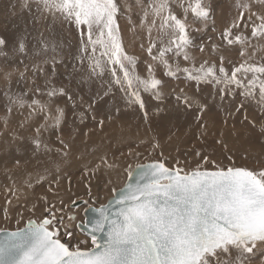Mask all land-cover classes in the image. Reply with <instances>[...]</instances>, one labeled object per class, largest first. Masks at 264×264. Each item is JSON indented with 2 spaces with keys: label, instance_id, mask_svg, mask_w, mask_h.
<instances>
[{
  "label": "snow or ice",
  "instance_id": "snow-or-ice-1",
  "mask_svg": "<svg viewBox=\"0 0 264 264\" xmlns=\"http://www.w3.org/2000/svg\"><path fill=\"white\" fill-rule=\"evenodd\" d=\"M172 3L173 0H149L141 25L151 14L147 49L151 55L153 48H157V41L151 39V33L159 21L162 46L153 59H159L165 65V75L175 77L181 69L173 70L165 59L166 54L175 50L177 55L183 53V59L189 60L185 51L192 45L186 23L188 14L191 13L196 20L207 21L211 9L205 0H183L181 18L173 11ZM253 3L264 5V0H237L239 15L223 33L229 45L234 42L250 45L251 39H264V13L253 11ZM23 7H29L28 0ZM36 7L41 13H49L54 20L59 17L76 26L82 52H91L85 57L89 61L86 78L109 72L114 84L121 86L130 102L138 103L141 108L144 107L141 91L150 92L157 99L161 97L163 82L155 77L151 65L148 66V78L130 71L135 67L136 58L124 50L117 23L120 12L117 0H36ZM249 26L250 37L243 35V30H248ZM233 29L242 30L241 34L233 37ZM3 44L5 40L0 38V45ZM49 47L48 43H42L41 52H46ZM56 47L51 45L53 52ZM19 49L21 52L25 50L23 41ZM246 52L247 49L242 48L240 55L243 57ZM219 59V67L204 61L198 68L193 63L191 69L183 71L190 79L212 78L226 87H246L248 95L258 85L264 95V79H260L264 77V63L255 60V52L233 66L230 72L223 66L224 57ZM250 60L253 62L249 63ZM248 74L251 79H247ZM57 94L72 99L63 87L51 86L47 93L49 97ZM96 99L88 104V110L93 108ZM176 100L186 107L192 106L183 90ZM14 102L21 107L25 103L23 96ZM32 105L39 106L40 110L45 108L38 100H33ZM206 107L203 105L201 112ZM56 112L55 116L49 113L53 127L59 126L64 115L62 108H57ZM144 116L147 119L146 111ZM36 132L39 134L40 128ZM33 143L37 149L41 147L39 138ZM44 147L47 150V146ZM102 162L112 167L106 158ZM205 164L213 167L206 168ZM41 199L48 205L41 218H29L24 227L14 230L0 228V264H250L258 244L264 245V168L251 169L234 163L220 166L207 156L191 170H185L179 161L176 166L168 167L163 159L139 164L130 169L128 182L111 189L107 205L84 209L96 215L79 223H76L75 214L67 215L75 228L84 231L88 227L91 247L87 246V240L73 244V231L65 224L64 209L67 206L62 200L57 209L47 197ZM72 205L76 206L75 200ZM4 211V219L8 220L7 209Z\"/></svg>",
  "mask_w": 264,
  "mask_h": 264
},
{
  "label": "bare ground",
  "instance_id": "bare-ground-1",
  "mask_svg": "<svg viewBox=\"0 0 264 264\" xmlns=\"http://www.w3.org/2000/svg\"><path fill=\"white\" fill-rule=\"evenodd\" d=\"M5 1L6 0H4V2ZM16 1L18 2V0H16ZM2 2H3V0H2ZM2 2L0 1L1 4H4V2L3 3ZM146 2H147V0H146ZM21 3L22 2L16 3L14 6H12L11 9L1 8L0 9V16L7 15V14H11V16H14L15 14H20V13L24 14V13H26L27 9L28 10L31 9L30 7L27 9H25L24 7L22 8V6L20 7ZM5 4H6V2H5ZM255 8L257 9V7H255ZM122 11H121V13H122ZM123 12H126V11L124 10ZM126 13H124V14H126ZM29 14H30V11H29ZM143 14H144L143 12L140 14L138 12L137 14H133L132 16H129V18L136 17L135 19L129 20L133 23L131 26H129V29H128L129 32L126 33V35L129 37V39L130 38H132V39H135V38L144 39L145 38V36H146L145 33L140 34L141 28L140 29L139 28H133V26L135 24H137L136 23L137 19L143 18ZM24 16L25 15H23V21H25ZM15 17H18V15H16ZM120 17H122L121 14H120ZM48 18L49 17L47 16L46 19H48ZM9 19H10V16H9ZM16 19L17 18H14V21H17ZM50 20H51V18H50ZM50 20H49V22H50ZM8 21H10V20H8ZM0 22H1V18H0ZM17 22H14V23H16V25H15V27H13L14 29L12 32L17 33L18 35H19V33L22 34V39H31L32 38V39L36 40L35 37H37V39H38L40 36L45 37V35L47 37L50 34L49 32L51 31V30L49 32L43 31V30H45V28L40 29V27H37V26L30 28L28 26L29 24L27 23L28 24L27 26L30 28L29 29L25 24L20 25L21 23L19 22V24H18ZM31 22H30V24H31V26H33ZM59 22H58V24H60ZM257 23H258V21H257ZM0 24L2 25V23H0ZM53 24H54V22H53ZM222 24H224V23H222ZM1 25H0V36H2L4 39H6V37L4 36L3 29H2L3 27H1ZM50 25L48 26V28L50 27ZM7 26H8V24H7ZM58 26H60V25H58ZM69 28H70V26H69ZM236 31H237V29H236ZM153 32L156 33L157 30H153ZM51 34H52V32H51ZM59 34H61V33H59ZM55 35L57 36L56 32H55ZM156 35L158 36L159 34L157 33ZM19 36H21V35H19ZM121 36L122 35H120V37ZM207 36H209V35H207ZM44 37H42V39ZM51 38H52V36H51ZM44 39H46V38H44ZM46 40H48V39H46ZM41 42H42V40H41ZM55 42H56V40H55ZM158 42H160V41H158ZM49 43L52 44V41L51 42L49 41ZM165 43H166V41H165ZM252 43L254 44V47L256 50L259 49L256 51L252 47L253 48L252 52L253 51L255 52V60L257 62H262L261 59H259L260 57H262L259 54L263 48L262 42L259 39L257 41L252 40ZM223 45H226V44H223ZM250 46H251V44H250ZM3 47H4V44L0 45V49H2ZM246 47H249V46H246ZM28 48H29L30 52L28 51V53L22 58V60L19 62V64H15L14 62H6V63L0 62V68H6V70L9 69V71H10V69L18 70L19 66L30 65L33 60H36V62H37L40 59V57L42 56L41 52L40 53L38 52L39 49L36 50V49L32 48L30 44H28ZM240 48H239V50H240ZM78 49H79V47H78ZM199 49H201V48H199ZM203 49H204V47H203ZM189 50H190V48H189ZM196 50H198V49L196 48ZM211 50L213 52L212 48H211ZM58 51L59 50L57 49V52ZM127 53L129 56H133L136 58L134 69H141L142 68L141 65L145 59L142 58L140 56V54L136 51L129 50V51H127ZM49 54H51V53H49ZM53 54H54V52H53ZM67 54H69V53H67ZM246 54H248V52ZM249 54L252 55L253 53L249 52ZM223 55H225V54H223ZM227 55H229V54H227ZM47 56H49V55H47ZM63 56H64V54H63ZM202 56H203V54H202ZM215 56H216V54H215ZM209 59H211V58H209ZM262 59L264 60V58H262ZM226 61H227V59H226ZM230 61H232V60H230ZM230 61H228V62H230ZM234 61H235V59H234ZM47 62H48V59H47ZM65 62H66V60H65ZM41 63H43V62L41 61ZM147 63H149V62H147ZM202 63L203 62L201 61V64ZM239 63H240V61H239ZM226 64L227 63H225V65ZM231 65H233V63H231ZM226 66L228 68L230 67L229 64ZM227 67H226V69H228ZM67 68H69V70L67 72H65L64 70L61 71L62 74L65 73V78H66V75L77 74L80 77V79L83 81V83H81V84H69V85L65 84L63 86V88L65 89V92L67 91L69 93V95H71L72 93L75 94L74 98L71 100H65L64 99L65 96L60 95V94H57L56 96H53V97H49L47 95L48 91L50 90V87L53 84H54L55 88H61L60 86H57L55 83L52 82V78H50L48 74H45V83L44 84H42L43 82L38 80V82L39 83L41 82V84H39L35 87H32L31 85H29L33 88V90L32 91L29 90L30 92L23 93L24 94L23 99H24L25 103L22 107L18 103L14 102L16 100V98L19 97V95L15 96V97L11 96V97L4 98L2 96V94L0 93V194H1L0 199L2 198V196L11 197L9 190H12L15 193L16 197H23V196L32 197L33 191L27 185L33 184L34 186H36V184H38L39 182H43V181H48L49 183H54L55 181H61L63 184H64V182L66 184V183H68V180L70 181L72 178L74 179V181H83V180H88L91 178V181L89 183H91V185L92 184L95 185V183H97V182L100 183L101 188L97 184L96 190H98L100 188V191L102 193L106 194V193L111 192V189L114 187H117L120 183H122V185H124L125 184L124 182L126 181V179L129 176V169L127 167V164L129 163V168H130L131 167V159L134 158L136 156V154H134L132 151H130L129 155H127V156L124 154L122 156L116 157L117 154H120L121 152H123V153L125 152L124 149L126 146L127 147H131V146L132 147H134V146H145V147H147L148 145H151V146L154 145V147L156 148L155 149L156 151L154 150L155 153L163 154V155L167 156L170 159V161H173V162L180 161V157L177 156V153L179 155L183 156L187 152L190 151V149H189L187 152H184L182 147H181V145H186L187 142H189L190 139L192 138L191 134L188 133L189 128L183 129L178 135L170 136L169 138L163 137L161 134V131H162V128L160 127L161 125L159 126V122L161 123V120L163 122V118L161 117L160 114L158 115V110H150V109H147L144 107L143 108H141V107L136 108L133 105H130L131 107H129L127 105L118 103V101H120V100L118 99L117 92L122 91L120 85H116L120 89L114 90L108 84L107 85L105 83L98 84L97 79L98 80L103 79L104 81L105 80L107 81L109 79L108 77L110 76V74L107 71L100 77L92 76L91 78H86V77H88V69L87 68L72 67V68H75L74 73H72L71 67H67ZM173 70H174V68H173ZM130 71H133V69H130ZM14 74L15 73H13L11 71L6 72L5 70L1 69V71H0V84L13 82L14 80L12 79V77L14 76ZM154 75L156 77V74H154ZM19 76H21V75H19ZM32 76H35V75L33 74ZM84 76L86 78V81L84 78H82ZM43 77H44V75H43ZM141 77L142 78H148L149 75H147V76L141 75ZM25 78H27V77H25ZM251 78H252L251 74H248L247 79H251ZM158 79H160L163 82V84L160 88V92H162L161 89H165V90H167V93H169L172 90V89H169V87L171 86L170 81L173 79V77L165 75V72H161L160 78H158ZM260 79H262V77H260ZM189 80H191V81L187 84L191 85L192 82L194 81V79H189ZM213 81H215V80H213ZM211 82H212V80H211ZM31 84H33V83H31ZM218 84H220V83L218 82ZM181 87L184 88V86H181ZM230 87H232V86H230ZM189 88H191V87H189ZM232 88L234 89V87H232ZM37 89H39V91H37ZM175 89L173 88V90H175ZM204 89H207V88H204ZM223 89H225V88L223 87ZM256 89L258 90V88H256ZM20 90H21V88H20ZM177 90H178V88L176 89V91ZM183 91H186V89H184ZM194 91H192V92H194ZM105 92H108V95H104ZM239 92H241V91L239 90ZM147 93H149V92H147ZM162 94H163V92H162ZM215 94H213V95H215ZM238 94H236V95H238ZM242 95H243V93H242ZM62 96H64V98H62ZM90 96H92L93 98ZM98 96L100 98L96 99ZM172 96L174 97V95H172ZM200 96H201V92H199V91H195L193 94H191V98H194V99H196V98L198 99V98H200ZM251 96L253 98V95H251ZM81 98H82V100H81ZM219 98H221V97H219ZM261 98H262V96H261ZM92 99H96L97 100L96 103L97 102L98 103L95 104L91 110H88V104ZM33 100L40 101V103L45 106L44 110H40L39 106H37V105H32ZM253 102H254V100H253ZM258 102L259 101L254 102V103L250 102L249 105L247 106V110H246L248 112V114L244 117H237V120H239V119L244 120V122L241 123L242 125L239 128L236 127L238 130H236L235 128H231L232 127L231 125H230L231 126L230 128L228 127L229 125H227V124L218 125L217 121L214 118L208 119V123H206L207 130H208L207 132L212 131L213 128H219V131L221 132V135H219L220 136V138H219L220 143L225 145V147L222 148L221 147L222 145L220 146V144H217L218 145V151L215 148V150L217 152L202 150V151H204V154L206 156H209V157H215L218 155L222 156L221 154L226 152V151L230 154H231V152H233L236 156L239 157L237 159V163H238L237 166H244V167H248L251 169H261V165L264 167V149L259 150L253 146L248 145V143L249 144L252 143L254 141V139L257 137H254V133H253L254 131L250 129V126L246 123V120L247 121H251L252 119L258 120L259 121V125H258L259 129L264 132V112L258 111L257 114H252L251 110L249 109L250 106L258 107ZM260 102L263 103V100H261ZM133 104L136 105L135 102H133ZM156 104H160L163 106L162 109L165 110V112H163V113H170L171 110H176L172 107V105H170L171 103L168 104V103H164V102H159ZM177 104H179V103H177ZM242 104H243V102H242ZM137 105L139 106V104H137ZM82 106L84 107V109H82ZM9 108L11 109V111H9ZM34 108L36 109L35 111L33 110ZM57 108H62L64 111V115H63V118H62L59 126L53 127L52 126V119L49 116V113H51V116H55L57 114V112H56ZM182 108H185V107H182ZM224 108H226V106ZM79 109H82L83 111H79ZM262 109H264V103H263ZM180 110H185V109H180ZM132 111L133 112H135V111L139 112L138 113L139 116L133 115V116H130L129 118H126L125 114L132 112ZM145 111L148 113L147 119L144 116ZM82 113H83V115H82ZM237 113H238V111H237ZM214 114H216V113H214ZM241 114H242V112H241ZM174 116H176V115H174ZM46 117H48V119H46ZM101 121H103L102 124H101ZM228 124H230V123H228ZM42 125H43V127H41ZM37 128H40L39 134L36 132ZM192 128H194V127H192ZM197 129H198V135L200 136L201 140L203 142H204V140H207V138L205 137V133L201 132L202 128L198 127ZM171 130H175V128H172ZM171 130L169 129L170 133H171ZM212 132H214V131H212ZM258 134L259 133H257L256 136ZM36 138H39L41 140V147L39 149H37L36 145L33 143V141ZM61 140L63 141V143L60 142ZM258 143L260 146H264V145L260 144V142H258ZM207 144H208V141H207ZM45 145L47 146V150L44 147ZM156 145H158V146H156ZM260 146H258V147L260 148ZM190 147H191V145H190ZM154 151H152V153ZM64 153H67V155H65ZM187 155L188 154H186L185 156H187ZM146 156H147L146 159H148V157H150L148 155H146ZM195 157H198V156H195ZM104 158H106L107 164L112 165V167H107L106 164L102 162L104 160ZM137 159H139V157ZM141 159L139 161H141ZM11 162L17 163L16 166H14V168L9 166ZM145 163H148V162H145ZM142 164H144V163H142ZM188 167L189 166H187V168ZM102 180H104V182H102ZM76 185L77 184H75V186ZM63 186H65V185H63ZM85 187H86V185H85ZM85 187H83V188H85ZM80 193H82V191ZM106 196H103L104 200L106 199ZM110 197H108L107 200ZM14 198L15 197H13V198L11 197L12 200ZM94 201H97V202L100 201L101 202L102 199L98 198V200H96V198H94ZM85 208L86 207L83 205V206H79L77 208H75V206L74 207L67 206V208H65V209H68L71 214L73 213V214L77 215V217H78L77 219L84 218L82 220H85V214H84ZM87 208H90V207H87ZM254 251L256 254H255L254 258L251 259L250 264H264V245L258 244V249L254 250Z\"/></svg>",
  "mask_w": 264,
  "mask_h": 264
},
{
  "label": "rangeland",
  "instance_id": "rangeland-1",
  "mask_svg": "<svg viewBox=\"0 0 264 264\" xmlns=\"http://www.w3.org/2000/svg\"><path fill=\"white\" fill-rule=\"evenodd\" d=\"M0 1L2 2V0H0ZM3 2H4V0H3ZM5 2H6V4H5ZM5 2H4V4L0 3V9L1 8L11 9L12 6H14L16 3H20V2H22L21 3L22 5L20 4V7L22 6V8H23L25 0H18V2L16 0H6ZM117 2L120 5V12L119 13L122 16V17H120V14L118 13L117 23H118L119 29H120L119 34L122 35L121 39L123 40L122 42L124 45V50L126 52L129 50L136 51L140 54V56L142 58L145 59L141 65L142 68L141 69H133V71L135 72V74L139 75L140 77H141V75L147 76V75H149L148 66L151 65L153 73L156 74V78H160V73L166 72L165 65H163V63H161L159 59H153L154 56H156V55L158 56V47L162 46V45H160V42H158V41H160L159 38L162 36V33L159 30V23H158L159 21H157V26L152 29V33H151V39L156 40L157 46H158L156 49L153 48L154 50H152L151 55L147 51L149 44H150V40L148 39L149 38L148 27H149L151 20H152L151 14H149L148 19L143 26L141 25L142 18L137 19V22H136L137 24H135L133 26V28H139V29L141 28L140 34H142V33L146 34L144 39H140V38H135V39L130 38L129 39V37L126 35V33L129 32L128 31L129 26H131L133 24L129 20L136 18V17L129 18V16H132L133 14H137L138 12H139V14L142 12L144 13V11L146 10V7L149 3V0H147V2H146V0H142V3H138V0H117ZM182 2H183V0H173V3H172L173 11H175L176 15L178 17H181V18L183 15V9L180 7ZM205 2L208 4V6L211 9L210 18L208 19L209 21L207 20V21H201L200 22L199 20L194 19L191 13L188 14L189 18L187 17L186 23H188V25H189V34H190V37L192 36L191 37L192 45L189 47L190 50H189V48H187L185 51L187 52L190 59L184 60L183 59V53H181V55H177L175 53V50L167 53L165 56V59L167 60L168 64H170L172 66V68H174V70L177 67H179V69H181V71L177 72L176 76L173 77V79L170 81L171 86L169 87V89H172L170 91L171 93L169 92L170 93L169 94V93H167V90L161 89L163 94L161 95V97L159 99H157L150 92L149 93L144 92V91L140 92L141 98L143 99V102H144V108H147L150 110H158V115L160 114L161 117L163 118V122H162V120H161V123L159 122V126L161 125L160 127L162 128L161 134L163 137L169 138L170 136L178 135L183 129L189 128L188 133L191 134L192 138L190 139L189 142H187L186 145H181V147H182L184 152H187L189 149H190V151L186 153V154H188L187 156H185L186 154L182 156V155H179L177 153V156L180 157V161H179L180 166L183 167L185 170H191L192 168H195L199 162H200L199 164H201L203 161V158L206 156L204 154V151L217 152L218 151V145L217 144H220V146L222 145L221 146L222 148L225 147V145L220 143V139H219L220 136L219 135H221V132L219 131V128H213L212 131H214V132H212V131L207 132L208 130H207L206 123H208V119L214 118L217 121L218 125L227 124V125H229L228 126L229 128L232 126L231 128H235L236 130H238L237 128H239L242 125L241 123L244 122V120H242V119L237 120V117H244L248 114V112L246 110H247V106L249 105L250 102L254 103V102L259 101L258 107H255V106L249 107L252 114H257L258 111L264 112V109H262L263 103H264V95H262L260 93V91L256 89V88H258V85L256 88L252 89V94H251V95H253V98H252L251 95L247 94L249 91L248 88L243 87V86H232V87H234L235 90L230 86H227V88H226V86L224 84H221V83L218 84V82L216 80H215L216 82L213 81L214 79H212V78L207 79V81L206 80L205 81L204 80H199V81L194 80L195 82L193 81L194 83L192 82L191 85L187 84L191 80H189L190 78L183 71V69H185V68L191 69L194 62H195L194 63L195 66L197 68L199 67V65H201V61L204 62L205 60L208 61L210 64L215 63L217 65V67H219V65H220V59L219 58L222 55L224 57L223 66L226 68L227 67L226 65L229 64L230 67L229 68L227 67V68L230 72L233 66H236L239 64V61L241 63L243 60L247 59V57L251 55V54H249V52L250 53L254 52V51L252 52L253 48L255 49L254 44L252 43V40L253 41L259 40V38L251 39L250 40L251 46L249 44H237L235 42L233 44L229 45L226 42V40L223 39V33H224L225 29L228 28L233 23V21L236 19V17L239 15V9L236 6L237 0H205ZM28 5L31 9L28 10L27 8L24 7L25 9H27L26 13H24V14L20 13V14H15L14 16H11V14H7V15L0 16V18H1L0 23H2V25L1 24L0 25H1V27H3L2 29L4 32V36L6 37V39H4L2 36H0V38H3L5 40L4 47L2 49H0V62L1 63L14 62L15 64H19V62L22 60V58L29 51L28 44H30L31 47L36 49V50L39 49L38 50L39 53L41 52V44L42 43H48L50 45V48H51V45L55 44V45H57V48H56L54 54L52 52V49H50V48H48L46 52H41L42 56L40 57V59L37 62H36V60H33L30 65L19 66L18 70L10 69V71L15 73L16 75L14 74V76L12 77V79L14 80L13 82L0 84V87H1L0 93L2 94V96L4 98L11 97V96L15 97L18 95L24 96L23 93L32 91L33 90L32 87H35V86L41 84V82H43L42 84L45 83V74H48L49 77L52 78V82L55 83L57 86H60V87H63L65 84H67V85H69V84H81V83H83V81L80 79V77L77 74L66 75V78H65V73L62 74L61 71L64 70L65 72H67L69 70V68H67V67H71L72 73H74V71H75V68H72V67H77V68L79 67V68H87L88 69L89 61L85 57H87L88 55H91V52L90 51L87 53L82 52V49L80 46L81 45L80 32L77 30L76 26L74 24H69L68 22L64 21L63 19H61L59 17H57L54 20L53 17L47 12L41 13L40 11L37 10L36 0H28ZM255 7H257V9L258 8L259 9L257 10ZM122 10L123 11L125 10L127 13L123 12ZM252 10L256 11V12L264 13V5H261L258 3H253ZM29 11H30V14H29ZM121 11H122V13H121ZM124 13H126V14H124ZM16 15H18V17H15ZM23 15H25L24 16L25 21H23ZM9 16H10V19H9ZM47 16L49 17L48 19H46ZM14 18H17L16 20L18 22L14 21ZM50 18H51V20H50ZM253 19L255 21V17ZM8 20H10V21H8ZM49 20H50V22H49ZM52 21L54 22V24ZM14 22H17L18 24L20 22L21 23L20 25L25 24L26 26L29 24L28 26L30 28L36 27V26L40 27V29L45 28V30H43V31L49 32L51 30L49 33L51 34V32H52V34L51 35L49 34L47 37H46V35H45V37L40 36L38 39H37V37L34 36L36 38V40H34L32 38L31 39H22V34L19 33V35H21V36H19L17 33L12 32L14 29L13 27H15V25H16V23H14ZM30 22L32 23L33 26H31ZM58 22L60 24H58ZM255 22H257V21H255ZM49 23L50 24L52 23L51 24L52 26ZM222 23H224V24H222ZM7 24H8V26H7ZM49 25H50V27L48 28ZM58 25H60V26H58ZM69 26H70V28H69ZM153 30H157V32L154 33ZM233 30H234L233 31V37L235 35H237V33L241 34V31H242V30L236 31V29H233ZM249 30H250V26H249L248 30H243V35L250 37V33H249L250 31ZM84 31L86 32V29H84ZM55 32H56L57 36L55 35ZM59 33H61V34H59ZM157 33L159 34L158 36L156 35ZM207 35H209V36H207ZM51 36L54 40L51 38ZM42 37H44L48 40H46L44 38L42 39ZM93 38H95V35ZM41 40H42V42H41ZM55 40H56V42H55ZM164 40L167 42V37H165ZM21 41H23L25 44V50L23 52H21L19 49V44ZM49 41L50 42L52 41V44L49 43ZM260 41L262 42L263 48L259 53L262 57L259 56L260 57L259 59H261L262 63H264V60L262 59V58H264L263 57L264 56V39H260ZM223 44H226V45H223ZM213 45H216L217 49L216 48L213 49ZM165 46H166V43H165ZM201 46L204 47L203 51L201 49H199V48H201ZM246 46H249V47H246ZM78 47H79V49H78ZM238 47L239 48L241 47L240 50ZM196 48L198 50H196ZM211 48L213 49V52H212ZM242 48H246L249 55L245 54V56H243V57L241 55H239ZM57 49L59 50L58 52H57ZM97 50L98 51L96 54L98 56L99 55V47L97 48ZM49 53H51V54H49ZM67 53H69V54H67ZM63 54H64V56H63ZM202 54H203V56H202ZM215 54H216V56H215ZM223 54H225V55H223ZM227 54H229V55H227ZM47 55H49V56H47ZM209 58H211V59H209ZM47 59H48V62H47ZM64 59L66 60V62ZM82 59H83V63H81ZM226 59H227V61H226ZM234 59L236 62L234 61ZM230 60H232V61H230ZM41 61L43 63H41ZM146 61L149 63H147ZM228 61L233 63V65H231V63ZM251 62H253V61L250 60L249 63H251ZM225 63H227V64L225 65ZM53 64L55 65L54 68H53ZM1 69L5 70L6 72H10L9 69L6 70V68H0V71H1ZM33 74L35 76H32ZM19 75H21V76H19ZM43 75H44V77H43ZM218 75H220V74L218 73ZM25 77H27V78H25ZM108 78L109 79L107 81L106 80L104 81L103 79H101V80L97 79V82H98V84H101V83H105L106 85L108 84L114 90L120 89L112 81L111 75ZM84 79L86 81V78H84ZM262 79H264V77H262ZM38 80L41 82L39 83ZM211 80H212V82H211ZM31 83H33V84H31ZM29 85H31L32 87ZM52 86H54V84ZM181 86H184V88ZM188 86L191 87L192 89L189 88ZM223 87L225 89H223ZM20 88H21V90H20ZM173 88L174 89L178 88V90L177 91H176V89L173 90ZM204 88H207V89H204ZM184 89H186V91H183V94L186 95L189 98V100H191L190 101L191 104H193L190 107L191 109L189 107H186L183 103H179L176 100V96L179 95L181 93L180 91L184 90ZM194 90L201 92L200 98H198V99L197 98L196 99L191 98V94H193L195 92ZM239 90L243 93V95L241 92H239ZM192 91H194V92H192ZM213 94H215V95H213ZM236 94H238V95H236ZM117 95H118V99L120 100V101H118V103L127 105L129 107H131L130 105H133L136 108L140 107V105L139 106L137 105L138 103H135L136 105H134L133 102H130V98L128 97V95L125 92L118 91ZM172 95H174V97ZM74 96H75V94L72 93L71 94L72 99L74 98ZM218 96L221 98H219ZM261 96H262V98H261ZM90 97H92V96H90ZM62 98H64V96H62ZM64 99L69 100L67 96H65ZM253 100H254V102H253ZM261 100H263V103L260 102ZM91 102H92V100L89 103H91ZM159 102H164V103H168V104L171 103L170 105H172V107L176 110H171L170 113H163V112H165V110L162 109L163 106L160 104H156ZM242 102H243V104H242ZM97 103H95V104H97ZM177 103H179V104H177ZM204 104L207 105V107L204 108V110L202 111L203 113H202L201 107ZM225 106H226V108H224ZM182 107H185V108H182ZM82 109H84L83 106H82ZM82 109H79V111H83ZM180 109H185V110H180ZM237 111H238V113H237ZM241 112L243 115L241 114ZM138 113L139 112H136V111L133 112L132 111V112L126 113L125 117L129 118L130 116H133V115L139 116ZM214 113H216V114H214ZM174 115H176L177 117ZM228 123H230V124H228ZM246 123L250 126V129L254 131L253 132L254 137H257L254 139V141L252 143H250V144L248 143V145L253 146L259 150H261V149L263 150L264 146H260L258 143V142H260V144L264 145V132L259 129V126H258L259 121L252 119L251 121L246 120ZM171 127L175 128V130H171L172 129ZM192 127H194V128H192ZM198 127L202 128V130H201L202 133H205V137L207 138V140H204V142L201 140L200 136L198 135V129H197ZM169 129L171 130V133H170ZM257 133H259V134L256 136ZM207 141H208V144H207ZM190 145L192 148L190 147ZM258 146H260V148ZM215 148L217 151L215 150ZM155 149L156 148L154 147V145L153 146L148 145L147 147H145V146L127 147L126 146L124 149L125 152L124 153L121 152L120 154H117L116 157L122 156L124 154L127 156V155H129L130 151H132L134 154H136V156L134 157L135 159L134 158L131 159V167L130 168H129V163L127 164L129 172H130V169H133L135 166H137L138 163L142 164L145 162L153 161L154 159L155 160L163 159L168 167L176 166V162L170 161V159L163 154L155 153V151H156ZM202 150H204V151H202ZM152 151H154V152L152 153ZM197 153H199V155H197ZM146 155H148L150 157H148V159H146L147 158ZM221 155L223 157L218 155L215 157L207 156V158L211 161H215L216 164H219L220 166H225V165H229V164H233V163L236 164L235 166L238 165L237 159L239 157L236 156L233 152H231V154H230L226 151V152L222 153ZM195 156H198V157H195ZM138 157H139V159H137ZM140 159L142 162L139 161ZM16 164H17L16 162H11L9 166L14 168V166H16ZM186 165L189 167L187 168ZM204 167L212 168L213 165L205 164ZM262 168H264V167L261 165V169ZM90 181H91V178L88 180H83V181H74V179L72 178L70 181L68 180V183H66V184L64 181H63L64 184L61 181H55L54 183H49L48 181H43V182H39L38 184H36V186H34L33 184L27 185L33 191L32 197H25V196L16 197L15 193L12 190H9L11 197L12 198L15 197V198L12 200L11 197H9V196H6V197L2 196V198L0 199V228H8L10 230H14L16 227H24L26 221L29 218L39 219L43 215H45L46 213H45L44 209L48 205L43 199H41V197H47V200L54 203L56 205L57 209H59L61 207V205H60L61 200L64 202V205L69 206V207H74L72 205V201L75 200L76 201L75 208H77L79 206H83V205L85 207H100L101 205H105L108 201L107 198L111 196V192L106 193V194L102 193L100 191L101 184L97 182V183H95V185L94 184L91 185V183H89ZM102 182H104V180H102ZM75 184H77V185L75 186ZM97 184L100 187L98 190H96ZM63 185H65V186H63ZM85 185H86V187H85ZM121 185H122V183H120L117 187H122L123 185L122 186ZM83 187H85V188H83ZM81 191H82V193H80ZM0 196H1V194H0ZM103 196H106L105 200L103 199ZM94 198H96V200H98V198H101L102 201L101 202L100 201H98V202L94 201ZM8 201H10V203H8ZM84 202H87V204H85ZM77 204H78V206H77ZM5 209H7V215L9 217L8 220L4 219V216H5L4 210ZM64 214H65V224L68 225V228H70L69 230L73 231V236H74V239L72 240L73 244L78 243L79 240H87L88 241L87 246L91 247V240H90V237H88V235L86 234V232L81 231L78 228H75L74 223L67 219V215H72L73 213L71 214L68 209H64ZM82 219H84V218L77 219V221L78 220L81 221ZM17 221H19V224L17 223ZM77 221H76V223H79V221L78 222ZM64 239L68 240L69 238L64 237Z\"/></svg>",
  "mask_w": 264,
  "mask_h": 264
},
{
  "label": "water",
  "instance_id": "water-1",
  "mask_svg": "<svg viewBox=\"0 0 264 264\" xmlns=\"http://www.w3.org/2000/svg\"><path fill=\"white\" fill-rule=\"evenodd\" d=\"M135 168H136V166H135ZM134 169V168H133ZM129 177V176H128ZM126 182H128V178H127V180H126ZM125 182V183H126ZM110 199V198H109ZM109 199H108V201H107V203L105 204V205H107L108 203H109ZM80 205V204H79ZM77 206H78V204H77ZM90 208H98V207H90ZM85 214V220L86 219H88L89 217H93L94 215H96V214H94V213H92V212H85L84 213ZM84 231L87 233V231H88V227H86L85 229H84Z\"/></svg>",
  "mask_w": 264,
  "mask_h": 264
}]
</instances>
